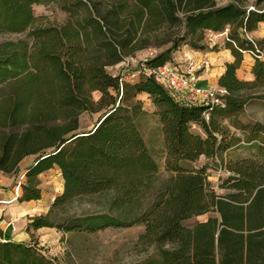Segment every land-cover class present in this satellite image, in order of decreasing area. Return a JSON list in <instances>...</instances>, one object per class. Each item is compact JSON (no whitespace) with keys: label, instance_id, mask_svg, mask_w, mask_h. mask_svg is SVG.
<instances>
[{"label":"trees","instance_id":"obj_1","mask_svg":"<svg viewBox=\"0 0 264 264\" xmlns=\"http://www.w3.org/2000/svg\"><path fill=\"white\" fill-rule=\"evenodd\" d=\"M44 1L0 0V35L27 33L0 43V175L18 174L21 163L35 157L21 183V202L41 200L39 177L57 168L64 191L54 206L105 192L114 193L119 210L139 206L159 172L141 129L147 112L139 95H145L156 108L172 176L132 217L101 214L58 226L38 217L29 229L96 233L142 224L140 243L160 257L143 264H264V124L238 119L251 101H264V60L253 58L252 80L236 75L243 52L256 46L264 52V39L244 37L264 23V0H52L67 20L36 26L34 7ZM226 31L236 61L219 81L227 91L223 105H185L151 75L127 81L109 71L151 49L158 52L145 65L160 67L183 46L208 50V33ZM102 111L95 127L82 132L81 116ZM227 121L242 138L230 133ZM240 145H254L257 154L230 166L221 186L230 192L220 196L208 180L209 164L191 165L202 157L214 162ZM3 240L0 264H54L36 243Z\"/></svg>","mask_w":264,"mask_h":264},{"label":"rangeland","instance_id":"obj_2","mask_svg":"<svg viewBox=\"0 0 264 264\" xmlns=\"http://www.w3.org/2000/svg\"><path fill=\"white\" fill-rule=\"evenodd\" d=\"M250 1L253 2L254 0ZM227 2L228 0H222L221 4L223 5ZM34 12L37 17L36 26L62 25L68 18V15L52 0H45L42 4L35 6ZM26 36L27 33L0 35V43L24 39ZM157 52L158 51L155 49L141 51L137 53L134 58H129V62L131 63L130 66L128 63H122L109 69V71L114 75H130L148 54L152 53V55H156ZM144 96L145 95H139V99L144 101L145 110L147 112V115L143 119L141 129L151 154L158 162L159 172L155 176L150 189L142 196L141 204L139 206H126L119 210L112 206L114 193L105 192L92 196L79 197L63 206H54L56 198L64 191L62 173L59 169H56V172L43 179L41 182V187L44 190L43 205L48 209V213H43L40 216L35 215L34 217H28V221H31L33 218L43 217L52 225L58 226L72 218L80 219L101 214L132 217V215L141 213L143 209H146L154 201L157 192L171 178L172 174L168 173L164 166L166 153L161 124L158 117L154 115L156 108L152 105L148 97L146 99ZM100 97L101 94L98 92L93 94L95 101H98ZM103 113L102 111L99 113L83 114L80 118L81 131H91L98 123ZM238 119L244 124H264V101H251ZM225 125L228 126L232 135L243 137L241 129L232 126L229 121L225 122ZM195 132L203 134L200 129H196ZM253 146L254 145H240L222 154L214 162L202 157L191 166L200 168L201 166L209 164L210 169L207 171L208 180L211 183L212 189H214L218 195L223 196L230 192L229 189L221 187L224 181L232 175L230 166L237 161L253 157L257 154V149ZM34 159L35 157H28L21 163L19 173H21L22 176L20 177L19 184L26 181V167L32 164ZM19 173L9 174V176L17 177ZM205 219L206 216L194 218L187 221L186 225L194 226L196 223L202 222ZM24 228L25 225L20 229L18 228L17 232H24ZM144 232L145 226L142 224L129 228H107L96 233H64L53 227L35 233L28 243H36L38 248L41 249V253L47 258L54 260V264H143L147 258L157 262L160 261V257L155 248H149L140 243L139 238Z\"/></svg>","mask_w":264,"mask_h":264},{"label":"crops","instance_id":"obj_3","mask_svg":"<svg viewBox=\"0 0 264 264\" xmlns=\"http://www.w3.org/2000/svg\"><path fill=\"white\" fill-rule=\"evenodd\" d=\"M224 33H221V36L217 41V47L214 50H212V45H209V49L206 51H197L191 49L189 46H183L173 55L174 63H178L180 66L185 65L187 58L197 59L203 56H208L211 59V71L209 73L203 74L199 80V86L202 88L220 87L219 81L225 73L227 65L233 64L236 61L232 50L227 46V37L223 35ZM244 37L254 41L263 40L264 23L259 24V27L256 31L247 33ZM241 58L242 60L239 68L236 71V75L240 80H252V68L255 63L253 57L249 54V52L245 51L243 52ZM144 97L147 99V96ZM30 165L31 164L26 167V170ZM56 169L57 168H54L40 175V181L42 182L43 179L56 172ZM21 176V173H19L17 177L0 175V239H4V241L28 243L35 233L44 231L47 228L30 230L29 224L31 221H28L27 218L48 213V209L43 205L44 190L42 189L41 184V200L30 202H21L19 200L21 197V184H19ZM24 225V232H17L18 228L20 229Z\"/></svg>","mask_w":264,"mask_h":264},{"label":"built area","instance_id":"obj_4","mask_svg":"<svg viewBox=\"0 0 264 264\" xmlns=\"http://www.w3.org/2000/svg\"><path fill=\"white\" fill-rule=\"evenodd\" d=\"M228 31L223 35L228 36ZM221 34L208 33L207 41L214 46ZM253 58L264 60V53L256 46L254 51L249 52ZM155 55L148 54L137 66L136 70L130 75H122L127 81L135 80L141 72L153 76L160 84L169 90V92L181 103L189 106L205 105L210 108L214 105H223V97L227 95L224 88H202L199 86V80L203 74L209 73L212 69V61L208 56L201 58H187L184 66L178 63L168 62L160 67L147 68L145 62ZM124 63L130 66L129 58ZM129 77V78H127ZM129 79V80H128ZM211 109V108H210ZM211 118L210 111L204 113V119L209 122ZM194 130L199 127L194 125ZM4 241V240H3ZM6 242V241H4Z\"/></svg>","mask_w":264,"mask_h":264},{"label":"water","instance_id":"obj_5","mask_svg":"<svg viewBox=\"0 0 264 264\" xmlns=\"http://www.w3.org/2000/svg\"><path fill=\"white\" fill-rule=\"evenodd\" d=\"M212 216H214V215H209L208 217H212Z\"/></svg>","mask_w":264,"mask_h":264}]
</instances>
